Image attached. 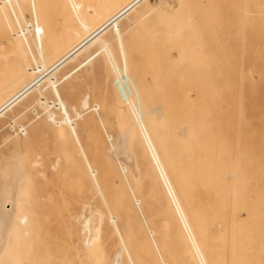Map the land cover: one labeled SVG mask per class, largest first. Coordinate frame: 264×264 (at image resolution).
<instances>
[{"label": "bare ground", "instance_id": "obj_1", "mask_svg": "<svg viewBox=\"0 0 264 264\" xmlns=\"http://www.w3.org/2000/svg\"><path fill=\"white\" fill-rule=\"evenodd\" d=\"M62 1L63 0H61V3ZM67 1L70 2L69 4L71 7H66H68V9H73L72 11L76 19H79L76 20L73 13H71L74 17L73 20L77 21V27L72 26L73 29L75 28L73 32H70L71 29H68L69 32L67 33H71V35L63 38L57 46H55L54 48H50L48 46L50 49L48 47L47 49H45V47V50L43 49L44 51H42V49H38L39 46L37 47L35 45V40L33 38V33L35 31L36 33H39L40 29L39 31L37 29L41 26H36L37 29L35 30L33 29L35 26H33V21L31 25L26 23L25 19L27 20V18L24 19L22 15V13H25V11L22 10L21 12L20 0H0V17L5 20L6 25V29L4 31L6 39L0 41V53L3 54V52H6L7 49L12 48L15 53L20 51V53L23 54V56H19L18 58L9 62L5 61L2 56H0V135L2 133H5V139L0 144V178L6 177V172L3 171V160L4 155L5 157L8 155L4 153H7V151L11 149L10 151H12V153L14 154L15 152H13V150L15 151V147L17 145L23 146L24 142L28 138H30V126L35 121L43 120L46 123H49V125L53 124L59 128H67L72 138H74L75 141L78 143L77 133L79 130V125L76 122L77 120L74 121L72 119L73 112L71 106L61 97L60 93L58 92V86L61 82L62 75L68 69L74 66L79 67V65H84V63H88L89 60L96 53H98L100 50L103 51L102 48H105L103 46L106 44V42L108 45V43H113V41L111 40H114L119 36L125 35L126 38H132L131 43L134 44L133 50H135L136 54L138 55V58H140V60H143L144 58L145 60L143 61H147L145 63H149L152 65L153 69L150 73L152 83H149L147 78L145 79L144 76H139L141 82H143L142 79L144 80L143 84H145V86H143L145 87L144 90L147 93H145L146 96H144L143 102L141 104L135 102L134 98H136V96L133 97L135 94L131 95L129 102L127 103L129 106L126 112L127 118L130 119L131 122L128 125H125L123 128L118 129L117 131H106L102 136V146L105 148V150H107L108 155L110 154V158H113V160L117 162V166H119L116 171L118 175L115 178L116 180L113 179V182L112 180H110L109 177L113 176L112 178H114L116 172L114 174L113 170H111L110 174H113H111L110 176L109 172H107L108 170L106 169V172L109 175L105 176H108L109 180H107V178H104V180H106L104 182L106 183L108 181L107 183H109L110 181V184L114 185V183L117 181L115 185L117 186L118 184V189L114 187V191L117 190L118 192L116 191V194L118 195H116L115 193L112 194V192L108 190L110 191L109 193H111L109 194V197L112 199L113 197H111L110 195L114 196L115 194L114 197H118L121 199L122 197L119 193L123 191V188L121 187L124 186L123 184H120V180H131V178H127V176L128 172H131V170L129 169H132L135 166V162L134 160L132 161L134 156L133 154L132 156L130 154L131 150L129 149V144L131 136L133 134L134 136L135 134H138L137 138L142 137L140 140L142 141L140 142L141 145L147 146H144V148L146 147L145 151L148 152L147 155L150 153V156H152L151 158H149V156H146L151 160L150 161L148 159V164H150L151 162V165L157 166L158 176H156L157 178L160 176L159 179H154L151 177L150 178L152 180L154 179V181L158 180L160 182L164 179L165 182L160 183L162 188L161 193L159 192L160 190H156V188L154 189L156 191H154L153 189L152 190L159 195L163 194L161 195V197L164 196V193L168 195L167 204H165L164 202L166 198L165 200L161 198L162 200H164V203L162 202V208L164 209V204L166 206L168 205L169 210H172L171 212H175L177 215L175 218V213H171L169 210L168 211L172 215H168L170 213L167 212V209L165 208L166 210H164L166 211L167 216H170V222L166 221L168 219L167 217L166 219L164 218L165 220L162 219V223H168L166 225L170 227L171 221L173 224V220L175 219L174 221L178 220L179 223V217H181L182 222L180 221V223H182L181 225H183V230L181 229V232V227H179L178 231L184 234L186 233L187 238L183 237L182 234H179L180 232H178L177 229L175 230L174 226L172 230H175V233H172L174 234V236L178 233V235L181 236L180 239H182V237L184 238L182 239L183 241L188 239L184 242L186 243L187 249L189 248V246L191 247L192 245V251L189 250L191 248L188 249L189 252H193V255H191L194 257L192 262L194 261V264H218L216 263L217 260L214 256V253H212V239L209 232V228L210 224L213 221L215 210L219 213V216L217 217L218 221L216 222L217 224H214L219 227L216 230H220L222 225H225L226 222L223 221L221 211L224 213L225 211H227L228 203L226 202V199L228 193L226 185L228 186L229 179H233L236 176L235 168H231L229 170L226 169L227 152L225 146L228 143L227 136L231 129V124L229 122L230 120H240L242 122H247V120L251 119L252 117L264 119V0H257V7L253 6L248 0H159L153 2L151 0H99L98 7H92V5L91 7H87V5L83 3V1L81 2L79 0ZM173 2H175L176 4H171ZM84 12H86L88 15H84ZM28 14V16H32L30 15L32 13ZM151 14H153L154 16V22L150 23L149 25H146L145 21L147 20V17H149ZM42 16L44 18H42V20L46 21V19H49L47 15V18L45 15ZM42 16H39L40 19ZM72 16L70 15L68 17L73 18ZM62 17L63 16H61V18ZM33 18L35 17L32 16L31 19ZM40 19L38 18L37 20L41 22L42 20ZM67 21L65 22L66 24L62 25H67L70 22V20L68 21V23ZM201 21H205V23H202ZM61 22L63 23V21ZM252 22L254 23L252 24ZM43 23L45 29L47 25L45 22ZM235 23L240 24L239 31L234 30L233 25ZM36 25H40V23L37 22ZM62 25L60 26L65 29V26L63 27ZM73 25L76 24L74 23ZM62 28L60 29L59 33L61 37L63 36L61 35ZM42 31L45 30L42 29ZM123 42L125 43L124 39ZM234 50H236V52H234ZM106 51H108V49H106ZM133 62L134 64H136L135 61ZM142 65L143 63H141L140 66L142 67ZM138 69L140 70V67ZM144 72L145 70L142 69L140 75H143ZM145 73V75H147L148 72ZM32 110L35 113V117L33 119H31L28 123H26V121L25 123L19 122V119L24 114ZM77 116L79 117V115ZM21 120L22 119H20V121ZM238 125L233 126L234 128H236L239 134H243V131L245 129V123L240 125V123L238 122ZM160 136L163 139V144L161 143ZM143 141L145 144H143ZM77 145L79 146V150L81 152L80 154L83 156V164L85 165V167H87V174L90 179V181H88L87 183L93 185V188L95 189V197H99V199L103 203H100L101 206L105 205V208L107 203L104 197L106 196L104 195L105 193L102 194L104 191L101 192L99 187V171L98 169L95 170L93 169L94 167H91L92 164H90L88 157L84 154L83 148L79 145V143ZM4 150L7 151L5 152ZM175 150L180 153V156L178 155L177 151L174 152ZM172 152L174 153V157ZM21 154V157L23 159V153ZM162 154L165 155V159L167 158V156L170 155V158H175L178 155V158L176 159L177 162L179 160L178 163H180V161L182 162L183 157L181 156H186L188 158L189 164L186 162L187 167L185 166V168H189L191 164V167L194 170L191 167L190 171L189 169H184V172L188 173L186 176V174L182 172L183 166L180 165L181 163L178 164L179 166H175L174 164L172 170H169L170 165L169 167H167L166 165L169 160H166L165 163V160L163 161ZM11 157L14 156L12 155ZM6 158L7 160L9 159L8 157ZM141 159L145 161L144 157H141ZM10 160H12V158ZM14 161L17 162V159H14ZM14 161V166H10L12 163L8 165L10 166V168L16 167L17 163H14ZM176 161L171 160L172 163L177 164ZM190 161L193 162L190 163ZM7 162L9 163L10 161ZM94 162L95 161H93V163ZM4 163H6L5 160ZM38 163V161H34L35 165H37ZM193 163H195V166L192 165ZM145 164L144 166H146ZM182 164L184 165V162H182ZM94 166L97 167L95 163ZM144 166H142V168ZM153 166L150 169H152V171L154 172L155 168H153ZM177 166L178 168H176V171L174 172V169ZM180 166H182V168ZM59 167L60 158L56 156L53 159L52 169L57 170L60 169ZM109 167L113 168V166ZM11 170L12 169H10V172ZM118 170H120V173H118ZM132 170L135 171L136 176L135 167ZM15 171L16 169L14 171L12 170L13 173ZM177 171L180 175L182 173L181 177L183 175L184 176L182 178L179 177ZM143 172L144 171H142V173ZM159 172L161 173L160 175ZM189 172L190 174H193H191L190 176ZM174 173L177 175H174ZM38 174L39 175L37 176L39 177H47L46 174L42 172V170ZM11 175L13 174H7V176ZM16 176L19 177L16 179L8 178L9 180L6 182L7 184H4V190H1L2 195L0 196V264H11L13 259L15 260V258L19 256V260L16 259L15 261L16 263L18 260V264L20 263V255L24 257L27 256V258L29 257L28 260L31 257H34L36 261L37 259H39L37 253L35 254L33 252L35 256L37 255L36 259V257L33 256V253H28L29 250L27 253L30 255L33 254L32 256L27 255V253L26 255H23L22 253L25 251H22V248L21 253V248L19 249L20 246L17 243L19 241L23 242V244L26 245L25 241L23 240L24 238L29 243L34 237L31 236V239H29L27 235L30 231L31 226L33 227L34 222L38 227H40L44 223H41L42 221L40 219V223L39 225H37V222L35 220L33 221L31 219V216L29 217L28 212L31 209V206L27 198L24 197V195L27 194L26 192L28 182L25 184L27 176H25L24 174L19 175V173ZM176 176L178 177L176 178ZM185 176L187 178L184 179ZM189 176L191 179L189 178ZM136 177L138 178V176ZM119 178L121 179L119 180ZM150 178H146L145 180H148ZM179 179L182 181L180 182ZM183 179H187V182ZM193 180V185H191ZM3 181L4 180H2V182ZM127 181L129 183V180ZM145 182L146 185L148 182V184L150 183L151 186V182H149V180ZM184 182H186L187 184ZM105 183H101L102 185L100 184V186L104 188ZM138 183V186H140V182ZM179 183L180 185L185 184V187L186 185L187 187L188 185L192 187H189L190 190L187 188L186 190L185 187L179 188L177 185ZM131 184L132 185L130 186H134V188L132 189H135L134 191L136 192V196L134 195L135 197H138L137 195L140 194L139 191H141V189H143V196H145V198L148 197L147 194L144 195V185L142 186L143 188L140 187L141 189L137 192V190L139 189L138 186V188H136L137 184L133 183V181ZM160 184H158L159 188ZM162 184L164 185L163 187ZM153 185L157 186L154 183L151 187H154ZM131 187L130 193L133 198L132 205L130 201L128 203H125L127 198L128 200H131L129 199V196L126 197L127 193H129V188L127 189V186L126 188H124L126 189L127 193L125 190L124 192H122V196L124 194L125 198H122L120 202H124L121 207L126 204V206H124L126 210H129L128 213L125 212L126 214L130 216V214L135 215L134 213H136L138 215H135L137 217V219L135 218V220L138 223V219H140V221L142 219L139 213L136 212V207L140 208L144 206L143 208L146 209V212H149V210H147L148 203L145 202L146 205H144V200L142 201V199L139 200L138 198H135L132 193L133 190L131 191ZM193 187V194L195 193L196 197H192V199H197L196 204L192 203L193 200L191 198H187V200L185 199L186 195H192L191 190ZM145 188L147 189V186ZM163 188H166L167 193L165 190H163ZM148 189L150 188L148 187ZM106 194L108 195V193ZM156 195L154 196L156 197ZM217 196L218 198L216 199ZM109 197L108 199L111 200ZM133 202L136 205V207L134 206V208ZM141 203L142 205L140 206ZM205 205L209 207V211L206 210ZM103 206L101 208H103ZM124 206L122 208H124ZM127 206L129 207V209ZM107 207L111 208L109 204L107 205ZM97 208H100V205ZM110 208L109 210L111 211ZM193 208H196L194 212H192ZM65 210L66 209L64 208V211ZM124 210H122L121 212L124 213ZM132 210H135V212H133ZM101 211L102 210L96 209V207L92 208L91 206H88L87 210L84 213H82L81 215L79 214V216L76 217L77 225L81 231L79 234L77 228H75L77 231V236L75 237L77 238L78 235H81V238H78L81 239L79 242L80 246H82L84 249H89L90 246V251H92L93 253L94 251L92 249L95 248L94 246L97 243L96 248L94 249L97 251L94 252L93 255L96 253L100 256V254H98V251H100L101 247L97 249V245H99V235L102 234H100L101 228L106 222L109 228L107 225L105 228H108V231H111L108 232V234L112 233L113 230L116 233L115 235H117L119 238V240H117L120 241V243L122 244V246L120 247L122 249H119L121 251L120 254L113 255L109 252L108 260L110 264H113L112 261L115 264H125V260L127 261L126 264L138 263L137 261L134 262V258L130 257L128 253L130 252V254H133V250L130 249L129 251H127L128 249L126 247L130 246L124 245L125 243L123 240L126 241L128 233L124 232L126 233V235H123V230L121 233L119 232L120 227H124V229L127 230L126 227H128V225L122 226L123 220L121 224L119 222L120 217L118 218L119 215L117 213L116 215H114L118 219L114 215H112V213H115L116 211L109 213L108 209H106V212L104 214L106 215L107 213L108 217H106V219L101 214ZM130 211L132 212L130 213ZM190 212H192V214L197 212V214L194 215L198 219L193 220L194 223L190 222L189 220L191 217ZM32 217H34L33 219L37 218L35 216ZM148 218L144 216V220L147 222H149ZM70 222L72 223V221ZM232 223H235V221L233 220ZM72 224L74 226L76 225L74 221ZM118 225L121 226L119 227ZM174 225H177V222L176 224L174 222ZM47 226H49V222L47 223ZM136 226H138V224ZM142 226L145 227V224L142 223V225L139 226V231L140 229H143ZM146 227L151 230V227L149 228L148 225ZM146 227L144 229H146ZM168 228L167 231L171 230ZM106 230L107 229H105V231ZM150 230L148 231L146 229L149 235V238L147 236V241H149L151 245H153V247L151 246L150 248H154V253L156 250L155 255H157V258L159 260L158 264H168L169 261L165 260L164 256L161 255L162 252H160V249L158 248L159 246H157L158 243H156V240L158 238H155L157 236L155 235L156 231L154 229H152L154 231ZM172 233L170 235H172ZM120 234H122L124 237L126 236L125 239H123ZM110 235L113 239H116L113 237L114 235L109 234V236ZM164 235L166 234L164 233ZM20 236L21 238H19ZM105 236L108 235L106 234ZM129 236H131V234H129ZM143 236L144 235H142V238ZM179 236L176 237V239H179ZM169 237L170 236H168L167 238L168 240L171 239ZM112 238L109 237L108 241L112 240ZM164 238L163 240L162 238L160 240L164 242ZM48 239L49 238H47L49 247L52 242L50 243ZM167 239L165 240V242L167 241ZM130 240H128L129 243ZM34 241L36 242L37 240ZM40 241L41 244L42 242L43 244L39 245L38 243V245L42 246L40 247V249H42L43 245H45L46 243H44L45 240L43 241L42 239H39L37 242ZM52 241L54 243V240ZM128 241L126 243H128ZM116 242L117 241H115V243L113 242V245L116 244L117 246ZM169 242L170 240L166 243ZM28 243L26 247H29L28 245L30 243ZM109 243L110 242H108V244ZM171 243H174V241H171ZM91 244H93L94 246L92 245L91 247ZM110 245L111 249L113 246L112 244ZM45 246H47V244ZM34 247L35 246H33L32 248ZM48 247L43 250L47 251ZM52 247L56 248V246ZM15 249L19 250V252H16V254H18L17 256L16 254H13V251ZM115 249L116 247L112 249L113 253ZM35 250L38 253L40 252L37 250V248ZM43 250L39 253L40 255L43 253ZM54 250L52 253L49 252L50 259H48L47 257L48 254H42L45 255V260L42 258L44 260V264H46V262L49 263L48 261L52 260V256L54 255L53 253L57 252L56 249ZM77 250L73 251V253H76L72 254L76 257H73V260L75 258V262L77 261V264H79L80 260L84 262V260L82 259L83 257L80 258V256H82L80 254L84 252L82 251L80 252V254H78L79 252ZM45 253H48V251ZM110 254H112L115 261L112 259V257L109 258ZM101 255L103 254L101 253ZM11 256H13L12 259H10ZM54 256L53 258H55ZM191 256H189L190 259L193 258ZM24 257L23 259H25ZM41 257L42 256H40V258ZM121 257L125 258L123 259ZM59 258L57 259V261L60 260ZM46 259L48 260L46 261ZM97 259L100 260L101 256ZM132 259L134 261H132ZM10 260L12 261L9 262ZM108 260L107 257H105V259H103L104 263L103 261H101V264H106V261ZM120 260H123V262ZM158 260L156 259V261ZM21 261L24 260L21 259ZM57 261L56 264L59 263ZM34 262L35 261H33L31 264H33Z\"/></svg>", "mask_w": 264, "mask_h": 264}, {"label": "rangeland", "instance_id": "obj_2", "mask_svg": "<svg viewBox=\"0 0 264 264\" xmlns=\"http://www.w3.org/2000/svg\"><path fill=\"white\" fill-rule=\"evenodd\" d=\"M79 1H81V2L83 1V3H85V5H87V7L88 6L91 7V5H92V7H94V6L98 7V3H99V0H79ZM151 1L153 2V1H159V0H151ZM248 1L253 6H256L257 0H248ZM29 2H31V3H29ZM22 3H23V6H22ZM69 3L70 2H68L67 0H63L62 3H61V0H32V1L31 0H22V1L20 0L21 12H22V10L25 11V13L23 12L22 15H23L24 19L27 18V20L25 19L26 23L31 25L32 21H33V26L35 25L33 29H35V30L37 29L36 26L37 27L41 26L37 29L38 31L40 29L39 33H36V31L33 33L35 45L37 47L39 46L38 49L40 48V50L42 49V51H44L45 49H47L48 46L50 48H52V47L54 48L55 46H57L60 43V41L63 38L71 35V33H67V32H69L68 29H71L70 32H73V30H75V28L73 29L72 26L77 27V23H76L77 21L73 20L75 17V15L72 11L73 9H71V8L68 9V7L70 6ZM171 4L175 5L176 3L173 2ZM24 6L26 7V9ZM66 6H68V7H66ZM30 7H31V10H30ZM27 11H29V12H27ZM263 11H264V9H263ZM69 12H70V14H69ZM26 13L27 14L32 13L30 15H32L35 18L37 17V18L31 19L32 16H28L29 14L27 15ZM71 13H73L74 17L72 16ZM42 15H45V16L49 15L48 16L49 19H46V21L42 20V18H43ZM54 15H56V16H54ZM70 15L73 18H71V17L69 18L68 16H70ZM84 15H88V14L86 12H84ZM39 16H42L41 19ZM47 16H46V18H47ZM61 16H63L65 19L62 17L63 18V20H62ZM38 18L40 20H42L43 22H45L48 28L46 27L44 29V25H43L44 23L42 21L39 22L37 20ZM75 19H76V17H75ZM67 20L68 21L70 20V22L68 23ZM72 20H73V24L75 23L76 25L72 24ZM36 21L38 23H40V25H36V23H37ZM61 21H63V23ZM66 21L68 24L62 25V24H66L65 23ZM47 22H50V23H47ZM152 22H154L153 14H151L149 17H147V20L145 21V23H146V25H149ZM201 22L205 23V21L204 22L201 21ZM253 23L254 22H252V24ZM50 24H51V26H50ZM60 25H62L63 27L65 26V29L62 28ZM239 26H240V24L235 23L233 25L234 30L239 31V29H240ZM61 28H62V30H61L62 34L61 35H63L62 37L59 34ZM5 29H6L5 20L0 17V41L6 39L5 34H4ZM42 29L45 31H42ZM117 38H115L114 40H111V41H113V43L112 42L108 43V45L106 42V44L103 46L105 48H102L103 51L100 50L98 53H96L89 60L88 63H84V65L83 64L79 65V67L74 66V67L68 69L67 71H69V72L66 71L62 75L61 82L58 86V92L60 93L61 97L71 106L72 112H73L72 113V119L74 121L77 120L76 122L79 125V130L77 133L78 134L77 135V138H78L77 141H78L79 145L83 148L84 154L88 157L90 164H92L91 167H94L93 169H95V170L98 169V171H99L98 180H99L100 190H101V192L104 191L102 194L105 193L104 195L107 197V199H106V197H104L106 200V203H107V205L109 204V206H111V208H110V207H107V205H106L105 208L108 209L109 213L116 211L115 213H112V215H114V214L116 215V213H117L119 215V216L117 215L118 218L119 217L122 218V219L119 218L120 223L123 220L122 226L128 225V227H126L127 230L124 229V227H120L121 225H118L120 227V228L119 227L118 228H119L120 233L122 232V230H123L122 233H124V232L128 233L127 237L125 236L126 241L125 240H123V241L125 243L124 244L125 246L126 245L130 246V247H126L128 249L127 251H129L130 249L133 250V252H132L133 254H130V252H128L130 257L134 258V260H135L134 261L132 259V261H134V262L137 261L139 264H158L159 263L157 255H155L156 250L154 253L153 252L154 248H150L151 246L153 247V245H151V243L149 241H147L149 238V235H148L146 229L148 231L150 230V229H148V227H146L148 225L149 228L151 227L150 231H154V230L156 231L155 235H157V236L155 238H158L157 239L158 241L156 240V243H158L157 246H159L158 248L160 249V252H162L161 255L164 256L166 261H169L170 264H194V261L192 262L194 257L191 256V255H193V252H191L192 251V245H191V247L189 246V248H191V249L188 248L189 250H191L190 251L191 253H190L187 249L186 243L184 242L188 239H186L184 241L182 240V239H184L183 237L187 238V235H186V233L185 234L181 233L182 232L181 229L183 230V227H182L183 225H181L182 223H180V221L182 220L181 217L178 216L180 219L179 223H178V220L174 221L175 219L173 220V224L171 221V223H170L171 228L168 225H166L168 223H166V224L162 223V219L165 220L168 217L165 210L167 209V212H169V211L171 212L172 210H169L168 205L167 206L165 205L168 203L167 202L168 201L167 200L168 195H166L164 193V196L161 197V195H163V194L159 195V194L154 192L156 190H160L159 192L161 193L162 188H161L160 183L164 182V179L161 178V179H163V181H161V182L158 180L154 181V179H159L160 176L157 178V176H158L157 166L151 165L152 163L150 162L151 160L149 158H151L152 156H150L151 155L150 153L147 155L148 152L145 151L147 146L146 145L142 146L140 143V142H142V141H140L142 137L141 138L139 137L140 139L137 138L138 134H135V136L133 134L131 136L129 149L131 150L132 153L130 151L129 152H130L131 156H132V154L134 156L132 161L134 160V162H135L134 167L136 169V176H138V178L135 176V171L132 170L134 167L132 169H129V170H131V172L133 174L129 171L127 178L128 177L131 178L133 183H136V184L138 182H140V186H138L139 183L136 185V188L139 187L137 192L141 188H143L142 186L144 185V191H145L144 195L147 194L148 197L145 198V196H143V193H142L143 189H141V191H139L141 196H140V194H138L137 195L138 197H135L136 196L135 195L136 192L134 191L135 189L134 190L132 189V188H134V186H132V187L130 186V185H132L131 184L132 181L130 179H127V180H129V183L131 182L129 184L128 181L123 179V178H122L123 181L120 180L121 178H119V180L121 181L120 184L121 185L123 184V186H124V187H121V188H123V191L121 190L122 192H124V190L126 191V189H124V188H126V186H127V189L129 188L128 189L129 193H127V191H126L127 195H126V193H125V195H126V197L129 196V199H131V200H128V198H127V200L125 199L126 200L125 203H128L130 201V203L132 205V199L133 198H132L131 193H130V187H131V191L133 190L132 193H133V196L135 195L134 196L135 198H138L139 200L142 199V201L144 200V203L145 202L148 203V206H147V210H149V212L147 211L148 214L146 212V209L143 208L144 206L138 208V207H136L135 203L133 202V204H134L133 208H134V206L136 207V209H137L136 212L139 213V215L142 219L141 221H140V219H138V223H137L135 220V218L137 219V217L135 216L137 214L134 213L135 215L130 214V216H129L128 214L125 213V212L128 213V211H129V210H126V208H125L126 204H124L125 206L123 205L125 210H124V208H122L123 206L121 207V205L124 202H120V200H122V198L123 199L125 198L124 194L122 196V192L119 193V194H121L120 195L122 197L121 199L118 197H114L115 194L118 192L117 190H116L117 192L114 191V187L118 189V184H117V186L115 185L117 183V181L114 183L115 186L110 184L111 183L110 181H109V183H107L108 181L106 183L104 182V181H106V180H104V178L105 179L107 178V180H109V178H110V180H112V182H113V179L116 180L115 178L118 175L116 171H117V168H119V166H117L118 164L115 160H113V158H110V154L108 155L107 150H105V148L102 146V142H103L102 136L106 131H108V132L117 131L118 129L123 128L125 125H128L131 122V120L127 118V114H126V112L128 110V106H129L127 103L129 102L131 95L135 94L133 96V97L136 96V98H134L135 102H138V104H141L143 102L144 96H146L145 93H147L144 90V88H145L144 87L145 84H143L144 80L142 79L143 82H141V79L139 76H141V77L144 76L145 79L147 78L149 83H152L151 76H150V73L153 69L152 65L149 63H145L147 61H143V60H145L144 58H143V60H140V58H138V55L136 54L135 50H133L134 44L131 43L132 38H126L125 35L119 36ZM119 38L120 39L122 38L121 39L122 43L120 42ZM123 39L125 40V43L123 42ZM114 41H115V43H114ZM106 49H108V51H106ZM234 52H236V50H234ZM0 56H2V58L5 61L9 62V61H12V60L18 58L19 56L20 57L23 56V54L20 53V51L15 53V51L12 48H9L6 50V52H3V54L0 53ZM133 61H135L136 64H134ZM140 62L143 63L142 67L140 66L141 65ZM0 67H1V65H0ZM132 67H133V69H132ZM139 67H140V70L138 69ZM142 69H144L145 72H148L147 75H145L146 74L145 72L143 75H140ZM133 81H136V82H133ZM139 82H141L142 84ZM77 115H79L80 118ZM34 117H35V113L32 110V111H29L26 114H24L20 118L22 120L20 121V119H19V122L25 123V121H26V123H28ZM238 122L240 123V125L245 123V129H244V131L242 130L243 134H239L237 132L236 128H234L235 125H238ZM229 123L231 124L230 125L231 129H230V132L228 133V136H227L228 143L225 146V149L227 152L226 153V156H227L226 169L229 170L231 168H235L236 176L233 179H229L228 186L226 185L227 193H228L227 199H226V202L228 203L227 204V211H225V213L221 211L223 221H225L226 223H225V225H222L220 230L218 229L219 231L216 230L219 227L214 225V224H217L216 222L218 221L217 217L219 216V213L216 210L214 211V218L212 221L213 224L211 223L210 228H209V232H210L211 239H212V242H211L212 253H214V256L217 260L216 263H218V264H264V119H260L258 117H252L251 119H248L247 122L246 121L242 122L240 120H230ZM54 126L55 125H53V124L49 125V123H46L43 120H38V121L33 122L32 125L30 126V131H31L30 138H28L24 142V144L22 143L23 146L17 145L15 147V151L13 150V152H15L14 153L15 155L12 153V151H10L11 149H9V151H7L8 150L7 149L6 150L7 153H4V154L8 155L6 157H8L9 159L7 160V158L4 155V160L6 163H4V160H3V165H4L3 171L6 172V177L0 178V196L2 195L1 190H4V184L9 179L18 178L19 176H16L18 173H19V175L24 174L25 176H27V179H26L27 181L25 180V184L28 182V187H27V192H26L27 194L24 195V197L27 198V200L30 202V206H31V209L29 210L28 215H29V217L31 216V219L33 221L35 220L37 222V225H39L40 219L42 221L41 223H44L43 225L40 224L41 226L38 227V226H36V223L34 222L33 227L31 226L27 237L29 239H31V236L34 238L31 239V241L29 242L30 244L28 243V241L25 238L23 240L25 241L26 245L23 244V242H19V241L17 242L20 246L19 249L21 248L20 251L22 250V248H23L22 251H25L23 253L21 251V253L23 255H26L28 250H29L28 253H33V252L35 254L37 253L39 259H37V257H36L37 255L35 256L34 253H33L34 255L33 254L30 255L28 253H27V255L35 256L38 262L35 260L34 257H31L28 260L29 257L28 258H27V256L24 257V256L20 255V253H19L21 258H20V263H18V264H31L33 261H35L33 264H35V263L36 264L37 263L38 264H44L45 255L48 254L47 257H48V259H50L49 258L50 257L49 252L52 253L54 249L57 250V252L53 253L55 255V256L53 255L55 258H53V256H52V260L48 261L49 263L46 262V264H56V261L59 257H60L59 258L60 260L57 261V262H59L57 264H77V261L75 262L76 257L73 256V254L76 253V252L73 253V251H76L77 249H78L77 251L79 252L78 254H80V252H82V251L84 252V253L80 254L82 256L77 255V256H80V258L83 257L82 259L85 262L84 263L82 260H80L78 258L80 260L79 261L80 263L99 264V262H100V264H101V261H103V259H105V257H107V260H108L109 252L112 253L113 255L114 254H116V255L120 254L121 253L120 250L122 249L120 247L122 246V244L120 243V241H118L119 238L117 235H115L116 233L113 230H112V233H109V234L114 235L113 237L116 239H113L111 237V235L109 236L108 232H111V231L110 230L108 231L109 226L105 222L101 228L100 234L101 233L102 234L99 235V239H100L98 241L99 245H97L98 246L97 249L99 247H101L100 251H98V254H100V256H101L100 260L97 259L100 257L99 255H97L96 253H95L96 255L95 254L93 255V253L97 251V250H94L96 248L97 243L96 244L94 243L95 246L93 244H91V247H92V245L95 247V248L93 247L94 249H92L94 251L93 253H92V251H90L91 250L90 246H89V249H84L82 246H80L79 242L81 239H78V238H81V235H78L77 238L75 237V236H77V231L79 234L81 231L77 225L76 217H78L79 214L81 215L82 213H84L87 210L88 206H91L92 208L96 207V209L102 210L103 212L101 211V214L104 216L105 219L108 216H107V213H106V215H104L106 212V209L104 208L105 205L104 206L102 205L103 208H101L102 207L101 204H103V203L101 202V200L99 199L98 196H97L98 198L95 197V189L93 188V185L90 183H87L88 181H90V179H89L88 174H87V167H85V165L83 164V156L80 154L81 152L79 150V146L77 145L78 143L75 141L74 138H72V136H71V134L67 128L63 129V128H59L56 126L54 127ZM103 128H105V129H103ZM4 139H5V133H2L0 135V144L3 142ZM160 140L162 143V141H163L162 137ZM143 144H145L144 141H143ZM144 146H146V147L144 148ZM102 148H103V150H102ZM176 151L177 150H175L174 152H176ZM21 153H23V156H24L23 159L21 157L22 156ZM144 153H145V156H144ZM172 153H171V155H172ZM179 154L180 153L178 152V155ZM12 155L14 157H11ZM178 155L175 158H172V157L170 158V156H167V154H166L167 158L165 159L164 158L165 155L162 154V158H163V161L165 160L164 162L166 163V160H169L170 162H171V160L176 161V159L178 158ZM224 155H225V153H224ZM56 156L60 158V167H59L60 169H57V170L52 169L53 159ZM146 156H149V158H147ZM15 157H18V158H15ZM141 157H144L145 161H143V159H141ZM173 157H174V153H173ZM181 157H183L182 162H184V165L182 164L181 161H180L181 164L178 163L179 160H178V162L176 161L177 164L172 163V162L170 163L168 161V163H166V165H167V167H169V165H170L169 170L170 169L172 170V167L174 164H175V166L180 164L183 166L182 172H184V169H186L185 166L187 163L189 164V162H188V158L186 156L185 157L181 156ZM11 158H12V160H10ZM14 159L15 160L17 159V162H15ZM148 159L150 160L149 161L150 164H148ZM179 159H180V157H179ZM152 160H153V158H152ZM7 161H10V162L8 163ZM13 161H14V163H17V165L15 164L16 165L15 168H13V167L10 168V166H14ZM34 161H38L39 163L37 165H35ZM93 161H95L94 163H95V165H97V167L94 166ZM145 162H146V164H145ZM191 162H193V161H190V163ZM144 164L147 167L144 166ZM194 164L195 163H193L192 165L195 166ZM8 165H10V166H8ZM150 165H151V167H150ZM154 165H155V163H154ZM196 165H197V163H196ZM109 166H113V168L109 167ZM142 166H144V167L142 168ZM152 166H153V168L156 169V170L154 169V172L156 171L155 173H157V174H155L152 171V169H150V168H152ZM178 166L175 167L174 172L176 171V168H178ZM182 166H180V167L182 168ZM101 167H103V168H101ZM190 167H191V164H190ZM190 167L187 168V169H189V171H190ZM20 168H21V170H20ZM6 169H8V170H6ZM10 169H12L13 171L16 169V171L13 173L12 170L10 172ZM40 169L42 170V172L44 174H46V176H47L46 178L45 177L42 178V177L37 176V175H39L38 173L41 171ZM104 169H105V171H104ZM111 170H113L114 174L116 172V175H114L115 176L114 178H112L113 176H111V174H113V173L110 174ZM167 170H168V168H167ZM106 171L109 172L111 177L108 178V176L107 177L105 176V175H109ZM119 171L120 170H118V173H120ZM142 171H144L145 173L143 172L144 173L143 174ZM7 172L9 174L12 173L13 175L7 176V174H8ZM191 172H194V171H191ZM15 173H16V175H15ZM160 174L161 173L159 172V175ZM177 174H179V172ZM177 174L174 173V175H177ZM185 174L187 176L188 173H185ZM191 174H193V173H191ZM191 174L189 172L190 176H191ZM152 175H154V176H152ZM181 175H182V173H181ZM181 175L179 174L178 176L181 177ZM178 176H176V178ZM186 176L184 177V179L187 178ZM190 176H189V178H190ZM150 177L154 178V179L152 180ZM172 177H174V176H172ZM146 178H150L148 180H149V182H151V186L154 183L157 186L153 185L154 187H151L150 183L148 184V182L146 185L145 181H148V180H145ZM189 178H188V180H189ZM192 179H193V175H192ZM2 180H4L5 182L4 181L2 182ZM181 181L182 180H180V182ZM184 181L187 182V179ZM186 182H184V183H186ZM193 182H194V180L192 181L191 185H193ZM101 183L102 184L105 183L104 188H102V186H100ZM190 183H191V181H190ZM158 184H160V188L158 187L159 186ZM188 184H189V182H188ZM177 185L179 188L185 187V184L180 185V183H179ZM146 186H147V189H148V187L150 189L147 190L145 188ZM163 186L164 185L162 184V187ZM189 187H192V186L188 185V187H187V185H186L185 189L187 188L190 190ZM155 188H156V190H154ZM193 189H194V187L191 190L192 195H186V197H185L186 200H187V198L192 199V197L193 198L196 197L195 193L193 194V192H194ZM92 190H94V191H92ZM108 190H110L112 192V194L115 193L114 196L110 195L111 197H113L112 199L109 197V194H111V193H109L110 191H108ZM163 190L166 191V188L165 189L163 188ZM165 191H163V192H165ZM106 193H108V195ZM166 193H167V191H166ZM93 195L95 198L93 197ZM116 195H118V194H116ZM154 195H156V197ZM158 196L160 197V199ZM108 197L111 200H109ZM161 198H163L164 200L166 198V200L164 201ZM217 198H218V196L216 197V199ZM195 199H192L193 200L192 203H194V204H196V201H197V199L196 200ZM163 201L165 202V204H164V209L166 208L165 210L162 208L163 207L162 206ZM146 203L144 205H146ZM194 204H193V207H194ZM63 205H64V207H63ZM99 205H100V208H97V207H99ZM141 205H142V203L140 204V206ZM229 206H230V208H229ZM64 208L66 209L65 211H64ZM109 208L111 209V211L109 210ZM196 208H193L192 212H194L196 210ZM205 208H206V210L209 211V207L207 205H205ZM80 209H82V210H80ZM115 209H117V210H115ZM121 209L124 210L123 211L124 213L121 212L122 211ZM128 209H129V207H128ZM79 210H80V212H79ZM132 211H130V213ZM65 212H66V214H65ZM133 212H135V210ZM192 212H190L191 215L190 214L189 215L191 217H190V219L189 218L188 219L190 220V222L194 223L193 220L198 219L194 215V214H197V212L194 214H192ZM171 213H175V212H171ZM171 213L168 215H172ZM144 214H146V215H144ZM174 215H175L174 217L176 218V216H177L176 213ZM189 215H186V216H189ZM32 216H35L38 219L37 218L33 219L34 217H32ZM53 216H54V218H53ZM144 216H146V218H148V216H149V218H148L149 222L144 220ZM208 216H209V214H208ZM70 217H72V218H70ZM73 217H75V218H73ZM169 217L166 220L167 222L168 221L170 222ZM36 219L39 221H37ZM209 220H210V217H209ZM233 220L235 221V223H232ZM44 221L47 223L49 222V226H47V223H45ZM70 221H72V223L74 221V223H76V225L74 226ZM139 222H140V225H139ZM174 222H175V224L177 222L178 226L174 225ZM135 223H137L138 226H136L137 224H135ZM142 223L145 224L146 229H144L145 227H143L144 226L143 225L142 226L143 229H140V231H139V226H141ZM117 224H118V221H117ZM106 225L108 226V228H105ZM165 225L168 226L169 228L166 227ZM173 226H174L175 230L177 229V231L179 230V227H181L180 228L181 232L180 231H178V232H180L179 234H182V236H183L182 239H180L181 236L178 235L177 231H176L177 236L176 235L175 236L176 237L179 236V239L178 238L176 239V237L172 233V232L175 233V230L174 231L172 230ZM213 226H214L215 230H214ZM165 227H166V229H165ZM75 228H77V231ZM167 228L171 229V230L167 231ZM33 229H35V230H33ZM105 229H107V230L105 231ZM152 229H154V230H152ZM124 230H126V231H124ZM75 231H76V233H75ZM105 233L110 238H112V240L108 241L109 237L105 236L106 235ZM126 233H124L123 235H126ZM164 233L166 235H164ZM171 233H172V235H170ZM129 234H131L132 237L129 236ZM120 235L123 239H125V237L122 234H120ZM142 235H144L143 238H142ZM163 235L165 236V238ZM101 236H102V238H101ZM147 236H148V238H147ZM168 236H170L169 238H171V239H169L170 240L169 243H171V241L172 242L174 241V243H171V244L166 243L169 241L167 239ZM107 237H108V239H107ZM173 237H175V238H173ZM19 238H21V236ZM47 238H49L48 241L50 243L52 242L50 244L51 247L50 246L48 247L49 243L47 242ZM161 238H162V240L164 238V242L162 240H160ZM39 239L40 240L42 239L43 241L45 240L44 243H46L47 246H45L46 245L45 244V245H43V248L40 249V247H42V246H39V245H42L43 242H42V244H41V241L37 242ZM51 239L54 240V243ZM127 239L130 240V243ZM166 239H167V241L165 242ZM34 240H37V241L35 242ZM177 240H178V242H177ZM107 241L110 243L108 244ZM111 241H113L114 243H115V241H117L116 243H117V246H119V247H117L116 244H114L115 245L114 246L113 242H111ZM127 241H128V243H126ZM27 243L29 244L28 245L29 247H26ZM38 243H39V245H38ZM146 243H147V245H146ZM18 244H17V246H18ZM107 244L109 245V247ZM110 244H112V246H113L111 249H110V246H111ZM188 244H190V243H188ZM73 245H74V247H73ZM33 246H35V247L32 248ZM38 246H39V249H38ZM52 246H54V247L56 246V248H53ZM133 246H134V248H133ZM47 247H48V250H47L48 253H45L47 251H44L43 249H46ZM114 247H116V249L117 248L118 249L117 250L115 249V251L113 253L112 249ZM31 248H32V250H31ZM36 248L40 252H42V250H43L42 254H45V255H42V254L40 255L39 254L40 252L38 253L35 250ZM50 248H53V249H50ZM101 250H102V252H101ZM118 250H119V252H118ZM17 251L19 252V250L15 249L13 251V254H16ZM58 252H59V254H58ZM99 252H101L103 255H101V253H99ZM188 252L190 253V255ZM112 254H110L109 258L112 257V259L115 261ZM17 255L18 254H16V256ZM56 255H57V257H56ZM116 255H115V257H116ZM188 255L193 257V258L190 259V257ZM40 256H42V257L40 258ZM92 256H94V257H92ZM122 256H123V253H122ZM18 257H16L15 260L13 259L14 262L12 260H10L9 262L12 261L11 264H17V262H19ZM23 257L25 259H23ZM73 257H75L74 260H73ZM12 258H13V256H11L10 259H12ZM95 258L99 261H97ZM121 258H123V257H121ZM16 259H18V260L15 263ZM21 259L24 261H21ZM48 259H46V261ZM156 259L158 261H156ZM51 261H52V263H51ZM120 261L123 262V260H120ZM96 262H98V263H96ZM106 262L110 264L109 260ZM103 263H104V261H103ZM112 263L115 264L113 261H112ZM124 263L126 264L127 261L125 260ZM138 263H135V264H138Z\"/></svg>", "mask_w": 264, "mask_h": 264}]
</instances>
